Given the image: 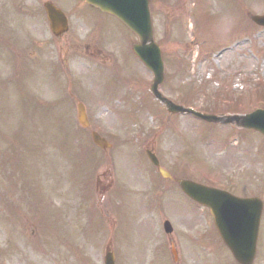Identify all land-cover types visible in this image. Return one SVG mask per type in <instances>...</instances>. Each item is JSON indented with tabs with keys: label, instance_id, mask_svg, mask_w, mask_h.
<instances>
[{
	"label": "rangeland",
	"instance_id": "rangeland-1",
	"mask_svg": "<svg viewBox=\"0 0 264 264\" xmlns=\"http://www.w3.org/2000/svg\"><path fill=\"white\" fill-rule=\"evenodd\" d=\"M46 1L0 0V262L103 264L113 249L115 264H171L169 220L183 264H234L208 210L161 180L145 151L174 176L264 200V137L169 116L149 93L152 74L132 56L137 38L126 27L94 20L80 0H53L69 23L58 39ZM150 12L166 97L216 115L264 107V29L248 16L264 14V0H150ZM30 98L40 102L34 110ZM92 132L112 148L99 150ZM3 171L23 206L1 200ZM261 220L254 264H264V212Z\"/></svg>",
	"mask_w": 264,
	"mask_h": 264
},
{
	"label": "water",
	"instance_id": "water-1",
	"mask_svg": "<svg viewBox=\"0 0 264 264\" xmlns=\"http://www.w3.org/2000/svg\"><path fill=\"white\" fill-rule=\"evenodd\" d=\"M89 3L118 17L139 38V43L133 45L135 55L153 74L152 93L156 98L166 102L172 112L182 111V108L172 105L161 98L157 91L158 86L164 80V67L161 52L153 41L151 23L148 14V0H87ZM48 18L52 27L56 22L65 21L62 14L52 5H45ZM252 21L264 26V16H252ZM58 33V32H56ZM209 122H217L220 119L199 115ZM80 122L85 124L83 115L79 116ZM241 126L255 129L264 134V111H257L249 116L237 119ZM93 141L101 148L107 147L104 140L96 134H92ZM150 160L157 165L154 156L149 155ZM182 190L196 202L210 209L214 223L224 243L233 253L240 264H251L256 250L258 224L261 214V206L254 200L232 201L228 194L215 189L198 186L189 181H179ZM166 231L170 232V226L165 225ZM105 264H114L112 254H107Z\"/></svg>",
	"mask_w": 264,
	"mask_h": 264
}]
</instances>
